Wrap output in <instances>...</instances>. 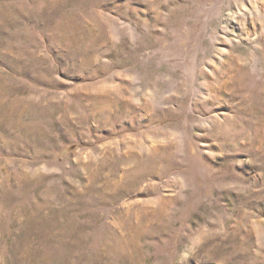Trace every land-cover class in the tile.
Segmentation results:
<instances>
[{
    "label": "rangeland",
    "instance_id": "rangeland-1",
    "mask_svg": "<svg viewBox=\"0 0 264 264\" xmlns=\"http://www.w3.org/2000/svg\"><path fill=\"white\" fill-rule=\"evenodd\" d=\"M0 264H264V0H0Z\"/></svg>",
    "mask_w": 264,
    "mask_h": 264
}]
</instances>
